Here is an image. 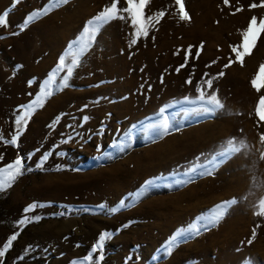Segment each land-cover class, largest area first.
<instances>
[{
	"label": "rangeland",
	"instance_id": "rangeland-1",
	"mask_svg": "<svg viewBox=\"0 0 264 264\" xmlns=\"http://www.w3.org/2000/svg\"><path fill=\"white\" fill-rule=\"evenodd\" d=\"M183 2L189 21L179 20L175 0H150L145 17L165 15L131 47L134 29L126 13L125 20L104 26L70 86L31 116L18 148L0 141V168L19 155L30 156L25 167L32 169L0 192V248L19 233L0 264H71L104 232L113 235L105 241L102 264H264V217L255 215L264 199V121L255 115L264 89L257 93L251 86L264 64V33L243 66L235 62L224 69L230 57L235 60L231 46L242 42L240 33L251 18H264V8H250L262 0ZM111 3L69 0L20 31L26 17L50 0H21L14 8L13 0H0V14L8 12L7 26H0V36L6 37L0 39V135L11 138L22 106L39 94L87 21ZM126 6L119 0L120 8ZM222 70L212 90H218L224 108L210 118L189 111L198 107L197 86ZM186 98L193 103H184ZM161 108L173 127L155 139L149 126L159 122ZM233 137L244 140L247 149L212 175L193 173L192 182L177 183L186 179L185 172L207 165ZM46 153L48 159L37 168ZM149 181L153 187L133 206L115 214L99 210L132 203ZM233 199L237 203L216 227L179 243L171 254L162 252L179 230ZM33 203L44 207L25 214ZM25 215L41 219L19 226Z\"/></svg>",
	"mask_w": 264,
	"mask_h": 264
},
{
	"label": "snow or ice",
	"instance_id": "snow-or-ice-1",
	"mask_svg": "<svg viewBox=\"0 0 264 264\" xmlns=\"http://www.w3.org/2000/svg\"><path fill=\"white\" fill-rule=\"evenodd\" d=\"M21 0H13V4L11 7H15L19 4ZM150 0H125L126 7H119V0H112L110 6L105 7L100 13H98L93 19L87 21L85 26L82 29L81 34L77 39H74L70 44H68V51L64 53L59 58L58 65L55 70H53L49 78L43 82V84L39 88V94L36 95L35 99L25 105L22 106L20 114L15 116L14 124H15V132L11 135L10 139H5L2 135H0V141H2L5 145H11L13 147L18 148V141L20 135H22L23 131L26 129L27 123L30 120L31 116L38 108H42L45 101L53 96L54 94L62 91L64 88L70 86L69 81L73 77L74 71L77 67H79L83 61L84 55L88 52V50L93 46L94 41L98 33L102 30L104 26L113 20L120 19L125 20L126 17L124 13L127 14V19L131 22V27L134 29L131 34V39L129 41V46H134L138 43L141 38H147L149 35V31L154 27L156 23L159 22V18L163 17L165 13L163 11L158 12L152 16L145 17V8L149 4ZM69 3V0H50V4L48 7H45L43 10L34 11L30 13L23 24L20 26V31H24L27 29L30 24L34 23L36 20L46 16L52 10L66 5ZM175 4L178 5V13L180 21H189L190 16L185 10V5L183 0H175ZM224 4L228 5L229 0H224ZM264 8V0L257 5L253 3L250 8ZM241 9L237 8V11ZM235 14V13H233ZM7 16L8 12L5 11L3 14H0V26H7ZM264 33V18H260L259 21L257 17H252L247 28L243 30L240 35L242 36V42L237 46H231V51L235 56V60L231 57L229 58V62L224 65V69L230 67L233 63L239 62L241 66H243L244 58L251 54L252 49L256 46L258 38L261 34ZM13 35H18L19 32L12 33ZM6 37L0 36V39H4ZM155 39V37H153ZM203 48V44L200 45V49ZM179 51V50H178ZM191 54V46H189L188 53L185 56V61L187 62L188 55ZM198 58L200 55V51L198 50L195 53ZM71 57L70 63L66 61ZM216 61H213L215 63ZM210 67L211 65H207ZM19 67V66H18ZM183 67V65H181ZM179 71V69H177ZM61 72H66L65 75L60 77L59 83H57V77ZM224 75V71L222 70L217 76H213L204 80L201 85H198L196 91L198 93L197 101L195 103L198 104V107H194L189 109V111L201 115L205 118H210L215 116V114L224 108V104L219 99L217 92L218 90L213 89L214 80L222 77ZM205 76H208L205 73ZM187 83H191V81H187ZM206 84L207 90H205L204 85ZM252 88L259 93L261 89H264V64H261L259 70L257 71L254 78L251 80ZM212 90V91H208ZM179 103V102H177ZM184 103H193L192 101L185 99ZM166 108L160 109L161 119L156 124L150 125L149 127L153 131V137L155 139L163 138L165 135L170 134L172 129V125L170 124V117L164 115L166 112ZM255 115L259 117L261 121H264V96H261L256 107H255ZM54 121L53 123L58 122ZM87 121L88 117L83 118ZM53 125H50L52 127ZM69 140L72 139L70 136ZM67 143V141H65ZM260 143L264 146V134L260 135ZM248 145L244 140H237V138H230L225 142L221 149L210 158L209 163L201 167L200 170L196 168H192L189 171L185 172L183 175L186 177L183 181H177V183H190L195 178L193 173L199 176L203 175H212L215 170L226 163L229 159L235 156L238 153H241L243 150L247 149ZM50 153H46L42 158L40 163L37 164V168H42L43 163L48 159ZM261 159H264V152L261 153ZM2 159V156H0ZM30 159L29 157H21L17 156V158L8 163L5 167L0 168V192H3L8 187H10L19 177H21L25 171H32V169L25 167V160ZM154 181L147 182L143 189L135 194V197L130 204H125V202L121 201L119 207L105 209L104 205L99 206L100 211H107L108 214H115L116 212L121 211L127 207H131L134 203L138 202L140 199L144 197V195L151 190L154 185ZM237 201L235 199L231 201H224L218 205H216L213 209L210 210L208 215H203L197 219V223L190 225L187 230L181 229L179 230L173 237H171L167 244L165 245L162 252L167 254H171L172 250L179 244L186 242L189 239L194 238L195 236L200 235L202 231H208L211 228L216 227L227 215L228 211L232 207V205L236 204ZM43 208V204L33 203L23 211L25 214L33 212L36 208ZM258 208L255 211V215L264 217V199L259 200L256 205ZM69 211H72L71 209ZM79 211V210H77ZM60 215H64V213H60ZM41 219L40 216L28 217L25 215L18 221L19 226H25L28 223L39 222ZM260 227V224H257L253 229L252 237L248 240V243L251 244L256 236V229ZM18 232L12 234L3 244L2 248H0V258H3L7 251L12 246L13 242L18 238ZM112 233L104 232L101 233L98 237L97 243L91 248L89 253L80 260H74L71 264H102L104 260V244L107 239L112 237ZM99 252L98 256H95ZM245 264H251V261H245Z\"/></svg>",
	"mask_w": 264,
	"mask_h": 264
},
{
	"label": "bare ground",
	"instance_id": "bare-ground-1",
	"mask_svg": "<svg viewBox=\"0 0 264 264\" xmlns=\"http://www.w3.org/2000/svg\"><path fill=\"white\" fill-rule=\"evenodd\" d=\"M5 92H6V91H5ZM5 92H4V93H5Z\"/></svg>",
	"mask_w": 264,
	"mask_h": 264
}]
</instances>
